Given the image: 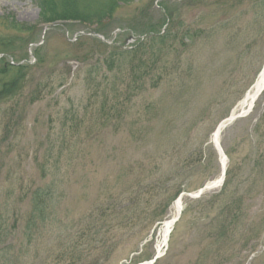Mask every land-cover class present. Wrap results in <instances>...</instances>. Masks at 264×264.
I'll return each instance as SVG.
<instances>
[{
    "label": "rangeland",
    "instance_id": "obj_1",
    "mask_svg": "<svg viewBox=\"0 0 264 264\" xmlns=\"http://www.w3.org/2000/svg\"><path fill=\"white\" fill-rule=\"evenodd\" d=\"M166 2L0 0V264H264V0Z\"/></svg>",
    "mask_w": 264,
    "mask_h": 264
},
{
    "label": "trees",
    "instance_id": "obj_2",
    "mask_svg": "<svg viewBox=\"0 0 264 264\" xmlns=\"http://www.w3.org/2000/svg\"><path fill=\"white\" fill-rule=\"evenodd\" d=\"M130 0H61L60 6L56 0H34L40 10V23L51 24L57 21H79L84 24H101L109 19L119 8L121 2L128 3ZM132 1V0H131ZM168 0H165V2ZM166 4L170 5L169 2ZM175 5V4H173ZM167 17L172 20L173 13L165 10ZM54 14V15H53ZM36 27L20 25L22 30H33ZM150 35V33L148 34ZM169 35H153L149 39L159 38L162 41ZM2 47V44L0 43ZM26 67L2 63L0 66V103L13 99L20 91L21 80L25 78L23 71ZM44 192L39 193V206H44ZM49 195L46 197L48 198Z\"/></svg>",
    "mask_w": 264,
    "mask_h": 264
},
{
    "label": "bare ground",
    "instance_id": "obj_3",
    "mask_svg": "<svg viewBox=\"0 0 264 264\" xmlns=\"http://www.w3.org/2000/svg\"><path fill=\"white\" fill-rule=\"evenodd\" d=\"M263 92H264V68H263L261 74L259 75V77H258V79H257V82H256V84L254 85L252 91L249 92V93L246 95V97H245L244 101L242 102L241 106H242V107H245V106H249V107H251L252 104L256 101V99H257V98H258ZM222 125H223V124H222ZM222 125H221V126H222ZM222 127H223V126H222ZM222 127H221V128H222ZM221 128H220V129H221ZM218 133H219V132H216V133H215V134H216L215 137L218 136ZM222 179H223V178H222V175H221V177H220L219 180L217 181V182H218L217 184H219V183L222 181ZM175 208H176V216H177V215H179L180 212H181V204H180V200L177 201V203L175 204ZM171 227H172V222H171V220L165 223V228H166V230H165V234H166V236H167V234L169 233Z\"/></svg>",
    "mask_w": 264,
    "mask_h": 264
},
{
    "label": "water",
    "instance_id": "obj_4",
    "mask_svg": "<svg viewBox=\"0 0 264 264\" xmlns=\"http://www.w3.org/2000/svg\"><path fill=\"white\" fill-rule=\"evenodd\" d=\"M235 118H236V117H234V116L231 117V118L229 119V122H232L233 120H235ZM221 127H222V126H220V128H221ZM220 128H219V130H218L219 133H218V136L216 137V140H218V137H219V135H220V132H221V129H220ZM216 140H215V141H216ZM217 146H218V148H219V144H218V143H217ZM220 152H221V151H220ZM221 153H222V152H221ZM224 176H225V169L223 170V177H224Z\"/></svg>",
    "mask_w": 264,
    "mask_h": 264
}]
</instances>
